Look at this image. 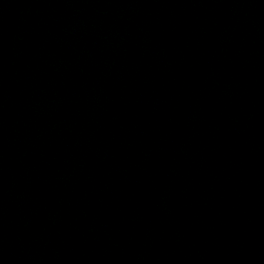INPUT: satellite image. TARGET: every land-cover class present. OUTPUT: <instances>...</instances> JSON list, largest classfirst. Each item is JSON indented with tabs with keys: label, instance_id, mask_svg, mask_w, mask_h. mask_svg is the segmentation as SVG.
Segmentation results:
<instances>
[{
	"label": "water",
	"instance_id": "water-1",
	"mask_svg": "<svg viewBox=\"0 0 264 264\" xmlns=\"http://www.w3.org/2000/svg\"><path fill=\"white\" fill-rule=\"evenodd\" d=\"M0 264H264V0H0Z\"/></svg>",
	"mask_w": 264,
	"mask_h": 264
}]
</instances>
